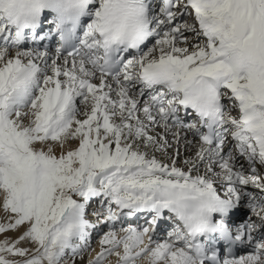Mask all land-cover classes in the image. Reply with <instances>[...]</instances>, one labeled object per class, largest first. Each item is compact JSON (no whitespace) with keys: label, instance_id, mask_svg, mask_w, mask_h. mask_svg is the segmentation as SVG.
Instances as JSON below:
<instances>
[{"label":"bare ground","instance_id":"6f19581e","mask_svg":"<svg viewBox=\"0 0 264 264\" xmlns=\"http://www.w3.org/2000/svg\"><path fill=\"white\" fill-rule=\"evenodd\" d=\"M7 1L13 4V16L37 2ZM95 1L97 6L87 16L90 20L81 34L89 47L79 58H67L59 55L52 43L49 47L39 43L37 49L2 45L9 32V4L0 0V236L7 234L9 243L23 251L29 250L33 241L41 264L45 263L43 257L51 260L49 256L57 253L54 249L64 247L73 251L65 264H92V259L104 254L100 255V248L89 249L87 243L96 231L87 228L91 214L89 208L84 212L86 206L80 208L79 202L91 198V202L114 204L115 213L109 215L114 218L108 221L115 240L109 245L113 256L123 260L115 245L124 247L123 237L129 235L136 240L137 250L133 255L127 252L125 264H138L152 246L158 253L172 255L181 247L171 230L163 235L158 232L149 242L147 234L135 229V221L129 223L130 230L120 233L129 215L150 205L151 194L159 191L162 195L155 199L161 202L155 212H167L170 222L176 221V213L181 214L183 201L208 205L215 216L227 213L245 244L236 263L264 264V191L256 183H264V0H176L170 15L164 6H158L160 0H148L150 30L153 36L165 32V37L143 55L126 59L115 78L99 73V29L109 2ZM188 10L189 23L172 27L177 19L185 20L181 17ZM186 33L191 38L187 44L196 43L193 51L189 49L192 52L186 50L187 44H175L185 43ZM39 74L50 78L29 106L27 100H31ZM204 77L217 79L221 86L219 101L224 113L216 141L222 150L216 141L211 146L203 144L199 125H185L186 115L192 116L187 102L197 96ZM14 102L20 103L19 112L12 116ZM21 105L26 109H20ZM78 109V127H74L70 122ZM18 115L24 118H15ZM133 126L151 138L149 145L140 140L142 130L140 138L133 137ZM170 148V163L152 154L159 150L169 155ZM182 151L191 155L181 157L179 166L174 157H180ZM84 174L89 175L90 185L98 184L96 192L90 189L85 197L79 191ZM128 179H133L136 187ZM112 186H121L120 193L113 192ZM122 186L129 190L125 192ZM126 196L135 201L128 202ZM238 203L247 209L242 218ZM68 207L74 208L69 218L78 230H72L66 221L55 224ZM239 210L242 214L243 207ZM248 211L251 213L245 216ZM166 225L161 222V229ZM44 237L48 242L41 247ZM5 245L0 243V250ZM107 259L104 264H113Z\"/></svg>","mask_w":264,"mask_h":264},{"label":"rangeland","instance_id":"374dc122","mask_svg":"<svg viewBox=\"0 0 264 264\" xmlns=\"http://www.w3.org/2000/svg\"><path fill=\"white\" fill-rule=\"evenodd\" d=\"M186 10V9H185ZM186 13V12H185ZM187 16L186 17H184L185 18V20H187L188 19V15L190 14V11H188L187 13ZM183 18V17H182ZM181 21L180 19L178 20H176L175 21V24L174 25H172V27H175L176 26V24H180L181 26H184V25H186L187 23H189L188 21L189 20H187V21ZM178 21V22H177ZM183 22H187V23H185L184 25H182V23ZM190 23H192V22H190ZM187 27V26H186ZM186 27H183V30H186L187 28ZM189 29V28H188ZM199 31V30H198ZM165 33V32H164ZM162 34V35H160V36H158V39H159V41H161L160 39H162L163 38V36L165 35V34ZM201 33H203V32H201V31H199V34L201 35ZM177 34H178V32H177ZM173 35V34H172ZM179 35V34H178ZM188 35V33H186L184 36H183V39H184V41H185V43H180V42H176L175 44L176 45H181V47H187L188 46V48L186 49L187 51H190L189 49H192V51L195 49V44L196 43H194V41H192V42H190V44H187V42L186 41H188V43H189V38H190V36H187ZM208 36L209 35H207V39H204V40H208ZM165 37V36H164ZM201 37H202V35H201ZM168 38V37H167ZM167 38H165V39H167ZM157 39V38H156ZM183 39H181V40H183ZM191 39V38H190ZM203 39V38H202ZM197 40V39H196ZM196 42V41H195ZM186 44H187V46H186ZM153 46H156L157 45V43H156V41H154L153 42V44H152ZM181 47H180V49L179 50H181ZM187 51H184V52H187ZM192 51H190V52H192ZM142 60V59H141ZM141 60H138V61H141ZM46 76V77H45ZM49 76V77H48ZM46 78L47 79H49L50 78V75L48 74V75H43V74H39L38 75V78H37V82H36V84L34 85V88H33V90H31V93H30V97H29V99H31V100H29V103H28V100H27V104L29 105V106H31L32 104H33V102L37 99V97L39 96L38 94H40V92L42 91L41 89L44 87V85L46 84L45 83V81H46ZM37 83H38V85H37ZM45 83V84H44ZM38 87V88H37ZM37 88V89H36ZM41 88V89H40ZM36 90H37V92H36ZM39 90H41L40 92H39ZM34 91V92H33ZM32 98H33V100H32ZM9 99H11L12 100V98L10 97V98H8V102L9 103H12L11 101H9ZM235 104V102H231V104ZM18 104H20V103H16V102H14V104H13V107H12V110H13V114H12V116H14L15 114H18V109H16L17 108V105ZM27 105V108L29 107ZM51 106V105H50ZM20 107V109H26V107H25V105H21V106H19ZM80 107H82V106H80ZM79 113H81L80 112V110L78 109L77 110V115H75V117H72L71 118V122H70V120H69V122L70 123H73L74 125V127L77 125V123H78V120H79ZM79 114V115H78ZM78 116V117H77ZM16 117H18V118H24V115H18V116H15V118ZM78 119V120H77ZM76 121V122H75ZM76 124V125H75ZM77 127H78V125H77ZM133 127H134V130H133ZM132 127V130H131V132H133L132 134H134V136L133 137H137V139H138V137L140 138L141 137V135H142V139L140 138V140L142 141H144V140H147L148 141V143H146L147 145H149L150 144V141H151V138H149L144 132H143V130L142 129H137V127L136 126H133ZM142 130V132H141V135H140V131ZM137 131V132H136ZM138 131H139V133H138ZM230 132V131H229ZM135 133H138V134H135ZM227 134V133H226ZM152 135H153V132H152ZM246 135V134H245ZM224 136H225V134H224ZM223 136V137H224ZM224 141H226V140H224ZM234 145V144H233ZM217 147H218V149L219 150H222L221 148H222V146H219V144L218 145H216ZM147 148V147H146ZM153 148V145L152 146H150V149H152ZM217 149V150H218ZM158 152V153H157ZM161 152V151H160ZM159 152V150H155V151H152V154H154L153 156H156L157 157V159H159V160H161V162H166V163H170V160L172 159V149L170 148V153H169V155H165V153H163V152H161L160 153ZM231 152H234V150H233V148H232V150L230 151V153ZM1 155V154H0ZM180 157L178 156H175L174 157V162H176L177 161V164L179 165L180 164V161L179 160H181L182 158L181 157H183V156H190L191 154L190 153H187V151L186 152H184V151H182L180 154ZM168 157V158H167ZM231 155H229L228 154V156L226 157V159H229L228 161H229V163L231 162ZM246 157V156H245ZM246 160H248V159H246ZM0 162H1V160H0ZM249 164H251V166H252V162L250 161V160H248L247 161ZM253 163H256V162H253ZM257 164V163H256ZM256 164H254V167L256 166ZM180 166V165H179ZM144 167H146L145 165L143 166V169H145ZM253 167V166H252ZM3 169H6V167H2ZM8 169H9V167H7ZM99 173H101V172H99ZM1 174V173H0ZM237 174V173H236ZM239 175V174H238ZM128 176L129 175H127V176H123V177H125V179H127L128 178ZM5 179H9V177H7L6 175H5V177H4ZM12 178H10L8 181H12L11 180ZM188 179H189V176H188ZM239 179H240V176H239ZM238 179V181H240ZM129 180V183H131V185H133L132 187H136V185L134 184V182H133V179H128ZM244 181V180H243ZM241 182V181H240ZM94 183H95V181H94ZM260 183V188L262 189V191H264V185H263V183L262 182H259ZM98 186V184H92V185H90V182H89V175L88 174H84V175H82V179H81V183H80V186H79V191L82 193V194H85L84 195V197L86 196V194L87 193H89L90 192V189L93 191V192H96V189L97 188H94V187H96V186ZM121 186H119V188L117 189V188H114V186H112L111 188H113L114 190H113V192H115V193H120V191H121V188H120ZM139 187V186H138ZM122 188H124L125 190V192H127L129 189H128V187L127 186H125V187H123L122 186ZM140 189H142L141 187H139V190ZM144 191V190H143ZM109 192L111 193V190H109ZM231 194V193H230ZM87 198V197H86ZM88 199V198H87ZM117 199H119V198H116L115 200H117ZM241 200H244V201H246L245 199H242L241 198ZM108 202H109V204H108ZM108 202H105V200H103L102 201V203L100 204V202L98 201V200H94V202L92 203V205H91V210H90V213L92 214V217H90V216H87V218H89V220H90V223H92V221H95V222H93L92 223V225L93 224H95V226H97V224H103L101 227H98L95 231H97L98 230V233L96 234V236L98 237L99 235V237L96 239V240H92V242L91 241H87V243L89 242V244H88V246H89V249H95V248H100V255H103L101 258H94L95 260H93L92 259V264H104V262L106 261V257L108 258L107 260H110V258H111V260H113L114 262H113V264H125L126 262L125 261H123V260H125L126 258L128 259L129 257H128V251H129V253H135L136 252V250H137V248H136V240L135 239H132V238H130V235L129 236H125V237H123L124 239H123V241L125 242L124 243V247L122 246V245H119V243L118 244H116L115 246H116V251L118 252V254L119 255H123L124 256V258H123V260L121 259V258H118V256H113L114 255V253H112L111 251H110V247H109V245L111 244V243H114L113 242V238H112V235H110V229L108 230V227L110 226V222H108L110 219L112 220L113 218L112 217H110L111 215H113L114 213H115V207H114V204L111 202L110 203V201H108ZM77 204L78 203H76V204H74L73 205V207L75 208V207H78L77 206ZM240 206H242L243 207V213L244 212H246L247 211V209L245 210V205L243 204V203H241V205ZM74 208L73 209H71V207H68L66 210H64V212L62 213V215H61V217H60V219H58V221H56L55 222V224H61V223H63V222H65L66 221V225L68 226H70V228L72 229V230H78L79 229V227L78 226H75L71 221H70V218H69V213L72 211V210H74ZM104 212V211H106L102 216H101V214L100 213H102V212ZM75 212V211H74ZM109 214H108V213ZM249 213H251V212H249L248 211V213H247V215H249ZM108 216H107V215ZM110 215V216H109ZM107 216V217H106ZM101 217V218H100ZM96 218V219H95ZM110 218V219H109ZM89 223V222H88ZM54 224V225H55ZM48 227H50V229H51V226L50 225H48ZM127 227L128 226H124L121 230H120V233L123 231H125L126 229H127ZM115 230H117V229H114V231ZM118 233H119V231H118ZM109 234V235H108ZM125 235H127V234H125ZM4 238H2L1 236H0V243L1 244H3V243H7L8 244V246L7 245H5L3 248L4 249H1L0 250V264H41V262H40V251L38 252V253H34V250L36 249V247L35 246H33V243H31V242H33V241H31L30 242V246L31 247H29V250H25V251H23V250H21L20 249V247L19 246H17L16 245V243H13V242H10L9 243V241H10V239H8V238H6V236H7V234H4ZM111 236V237H110ZM104 238H106V242L105 243H107V245H105V246H103L105 243H102V240L104 239ZM3 241H2V240ZM5 239V240H4ZM102 239V240H101ZM44 242L42 243V246L41 247H43V246H46V244H47V242H48V238H46V237H44L43 239H42ZM101 240V241H100ZM115 241V240H114ZM135 241V242H134ZM13 243V244H12ZM35 243V242H34ZM99 244H101V245H99ZM136 244V245H135ZM151 245V244H150ZM135 246V247H134ZM134 247V248H133ZM71 248V247H70ZM102 250V251H101ZM32 251V252H31ZM165 251V250H164ZM178 251V252H177ZM29 252H31V254H29ZM54 252H57V253H53L51 256H49V258L51 259V260H47L45 257H43V259L45 260V263L44 264H65L64 262H68V259L69 260H71V258H72V255H73V251L71 250V252H69L68 251V249L66 248V247H64L63 248V250H59V249H54ZM69 252V253H68ZM28 253V254H27ZM43 251H42V256H43ZM55 254H58V255H55ZM132 254V255H133ZM161 253L159 252H157V251H155V247L154 246H152L151 247V249H149L148 251H147V253H145V254H143L142 255V257L140 258V259H138V264H191L186 258H185V255L179 250V249H176L173 253H172V255H171V253H169V254H166V255H164L163 253L160 255ZM181 254H183V255H181ZM127 256V257H126ZM167 256V257H166ZM137 260V259H136ZM53 262V263H52ZM68 264H70V263H68Z\"/></svg>","mask_w":264,"mask_h":264}]
</instances>
